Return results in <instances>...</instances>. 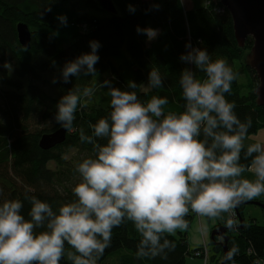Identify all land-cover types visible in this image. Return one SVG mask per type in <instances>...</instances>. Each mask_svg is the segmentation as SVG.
Segmentation results:
<instances>
[{
	"label": "clouds",
	"instance_id": "obj_1",
	"mask_svg": "<svg viewBox=\"0 0 264 264\" xmlns=\"http://www.w3.org/2000/svg\"><path fill=\"white\" fill-rule=\"evenodd\" d=\"M58 19L66 25L65 16ZM137 31L148 39L158 34L150 27ZM89 43V52L63 66L64 83L81 74L98 75L100 44ZM186 48L180 59L194 68H184L179 77L180 112L166 111L164 96L140 99L137 88L147 93L163 87L155 67L146 85L129 81L123 90L105 79L75 85L60 97L54 120L65 129L73 128L78 107L87 106L98 87L108 90L110 112L89 125L91 135L79 130L80 141L92 144L94 155L76 165L80 180L72 188L74 200L54 211L48 202L26 196L27 217L20 199L0 201V264H61L65 258L69 264H98L111 246L113 229L125 221L140 236L138 259H167L174 249L167 237L188 227L189 211L215 219L264 195V141L245 145L251 117L241 121L235 103L226 98L237 73L222 56L213 59L191 44ZM4 67L12 70L9 63Z\"/></svg>",
	"mask_w": 264,
	"mask_h": 264
},
{
	"label": "trees",
	"instance_id": "obj_2",
	"mask_svg": "<svg viewBox=\"0 0 264 264\" xmlns=\"http://www.w3.org/2000/svg\"><path fill=\"white\" fill-rule=\"evenodd\" d=\"M65 1L0 0V118L4 121L0 125V201L20 199L24 205L22 212L27 217L30 203L26 196L48 202L54 211L61 203L75 199L72 188L80 180L76 165L94 155L93 145L80 141L79 130L83 128L91 135L89 125L108 116V90L98 87L87 106L78 107L73 128L66 130L61 143L49 149L38 145L43 133L61 127L54 120L56 105L75 85L90 86L108 79L112 86L127 90L129 81L146 85L148 73L155 67L164 77L163 87L147 93L137 88L140 99L164 96L169 101L166 111H182L184 100L179 77L184 68H194L180 59L188 50L186 44L206 49L213 59L222 56L228 60L237 77L226 98L235 103L234 111L241 121L251 117L249 135L264 128V107L255 102L257 77L243 60L253 39L247 37L244 46H238L232 17L219 0H202L190 7H184L182 0H112L117 13L104 12L100 17L85 14L88 29L83 33L75 32L68 46L59 48L43 28L54 23L52 7ZM88 1L101 10L95 0ZM130 7L134 11H129ZM18 23H26L30 29L31 38L26 48L17 38ZM138 27L156 29L158 34L148 39L143 31H137ZM90 41L100 44L99 61L95 65L98 75L81 74L64 83L60 79L63 66L89 52ZM7 63L11 64V71L5 69ZM48 69L56 75L57 81L51 83L49 93L44 90L46 81L42 78ZM198 75L203 77V73ZM243 75L245 82L239 79ZM104 142L98 140V143ZM70 151L73 155H69ZM242 162L248 163L243 159ZM241 208L242 205L238 211L243 224L237 220L224 225L228 235L225 264H254L264 255V223L245 221ZM195 215L189 211L188 225ZM167 238L174 244L167 259H138L136 247L140 236L132 222L125 221L113 229L111 246L98 264H188L187 256H191L193 250L187 244L186 231ZM215 241L222 240L215 236ZM207 244L211 246L209 263L219 264L224 257L222 244ZM233 249L234 255L229 256ZM61 264H66V259Z\"/></svg>",
	"mask_w": 264,
	"mask_h": 264
},
{
	"label": "water",
	"instance_id": "obj_3",
	"mask_svg": "<svg viewBox=\"0 0 264 264\" xmlns=\"http://www.w3.org/2000/svg\"><path fill=\"white\" fill-rule=\"evenodd\" d=\"M98 2L99 8L108 14L117 13L116 7L112 0H95ZM219 3L224 7L230 17H232V28L234 29V37L239 47L244 46L247 37L253 39L249 51L244 55L243 60L247 67L255 71L258 85L255 88V102L264 107V0H219ZM17 38L23 47H28L30 42L29 26L23 23L17 24ZM66 130L60 127L51 133H43L39 139L38 145L44 149L52 148L59 144L66 136ZM253 203L264 210V201L262 200H246L236 206L234 211L238 216V222L243 224L240 217L238 207ZM264 221V214H263ZM264 223V222H263ZM227 227L217 225L210 231L211 243H220L223 246L224 257L220 264H225L227 260ZM215 236L221 237L222 241H215Z\"/></svg>",
	"mask_w": 264,
	"mask_h": 264
},
{
	"label": "rangeland",
	"instance_id": "obj_4",
	"mask_svg": "<svg viewBox=\"0 0 264 264\" xmlns=\"http://www.w3.org/2000/svg\"><path fill=\"white\" fill-rule=\"evenodd\" d=\"M114 1V0H113ZM96 2V1H95ZM184 7H190V6H197L199 3L202 2V0H182ZM98 4V2H97ZM99 7V6H98ZM102 10V9H101ZM101 10L96 9L91 2L88 0H67L64 2L62 5H56L52 7L51 13L54 18V23H51L49 26H46L43 28L44 32L54 39L56 46L59 48H66L71 40V37L74 36L75 32L77 33H83L85 32L87 28L86 24V19H85V14L87 16L89 15H95V16H102L105 13L108 14L107 12L104 13ZM60 15H63L67 19L66 25L61 24L59 21L58 17ZM81 20V21H80ZM42 78L46 81L45 83V88L47 93H49L51 83H53V78H56V75L51 71V69H48L47 72H44L42 74ZM240 81L245 82L246 76H240ZM264 128L258 129L255 134H251L250 137L256 136L255 140L259 141H264ZM263 133V134H261ZM248 140L245 141V145L249 144ZM73 151L69 152V155L72 154ZM69 157V156H68ZM52 166V165H51ZM245 175L251 177V173H246ZM255 200H264V195H261L257 198H254ZM241 211L243 212V217L245 221H257L258 223L263 222V210L259 208L257 205L253 203L245 204L242 205ZM224 213L221 214V217L223 218ZM218 218H216L217 220ZM236 219L238 220V216L236 215ZM213 222V221H211ZM223 225V224H221ZM193 228L192 224L189 223L188 227L184 230H178V231H186V234L189 231H192L191 229ZM177 231V232H178ZM177 232L175 234H177ZM191 233V232H190ZM173 236H176V235ZM209 233H208V238H209ZM221 240L222 238L219 237ZM192 240V239H191ZM194 242H189L190 249L193 250L197 248L194 246ZM211 247V246H210ZM210 256V254H209ZM66 259V258H65ZM201 259V264L203 262L202 258ZM197 261L200 263L198 258L192 257V256H187V263L188 264H197ZM193 262V263H192ZM210 262V260H209ZM66 264H69V262L66 259ZM210 264V263H209Z\"/></svg>",
	"mask_w": 264,
	"mask_h": 264
},
{
	"label": "crops",
	"instance_id": "obj_5",
	"mask_svg": "<svg viewBox=\"0 0 264 264\" xmlns=\"http://www.w3.org/2000/svg\"><path fill=\"white\" fill-rule=\"evenodd\" d=\"M261 132H264V130ZM261 134H263V133H261ZM255 135L250 137L251 136V134H250L249 138L247 140L251 143L255 142L256 141ZM263 214H264V210H263ZM211 221H213V222H211ZM263 222H260V223H263ZM190 223L192 224L193 228L191 229L192 231H189L186 234L187 244L189 246V242L191 241V242H194V244H195L194 246L197 247L198 245L200 246L202 243L207 244V242H211L210 235L208 238V233L210 234V231L214 227H216L217 225H221V224H223V225L228 224V223L232 224L233 222L230 221L228 213H224L223 218L220 216V217H218L217 220H216V218L215 219H209L207 217H200L196 214L195 217H193V219L190 221ZM189 248H190V246H189ZM199 261H200V263L197 261V264H201V259H199Z\"/></svg>",
	"mask_w": 264,
	"mask_h": 264
},
{
	"label": "built area",
	"instance_id": "obj_6",
	"mask_svg": "<svg viewBox=\"0 0 264 264\" xmlns=\"http://www.w3.org/2000/svg\"><path fill=\"white\" fill-rule=\"evenodd\" d=\"M229 219L231 222L235 223L237 222V219H236V211H234V209H232V213L229 214ZM211 247L210 245L206 244V243H202L199 247L193 249V252H192V257H195V258H202L203 262L202 264H209V260H210V256L209 254H211ZM230 264H234V263H230ZM254 264H264V255L257 259Z\"/></svg>",
	"mask_w": 264,
	"mask_h": 264
}]
</instances>
